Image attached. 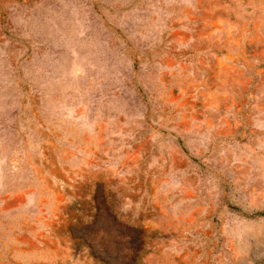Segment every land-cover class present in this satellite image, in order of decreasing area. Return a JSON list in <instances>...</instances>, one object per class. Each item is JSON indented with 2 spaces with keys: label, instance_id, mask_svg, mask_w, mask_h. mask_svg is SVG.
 <instances>
[{
  "label": "rangeland",
  "instance_id": "obj_1",
  "mask_svg": "<svg viewBox=\"0 0 264 264\" xmlns=\"http://www.w3.org/2000/svg\"><path fill=\"white\" fill-rule=\"evenodd\" d=\"M256 212L264 0H0V264H264Z\"/></svg>",
  "mask_w": 264,
  "mask_h": 264
},
{
  "label": "trees",
  "instance_id": "obj_2",
  "mask_svg": "<svg viewBox=\"0 0 264 264\" xmlns=\"http://www.w3.org/2000/svg\"><path fill=\"white\" fill-rule=\"evenodd\" d=\"M255 216H264L263 212H256ZM85 229H69L71 235L70 251L73 256L79 254L83 250H86V255L91 259L92 264H116L113 260L116 258L123 264H136V258L138 255L139 243L135 246L123 247L122 249H113L112 245H101L99 243L94 244V240L91 239V235L84 231ZM115 252V253H113ZM115 257H111V254ZM118 264H121L118 262Z\"/></svg>",
  "mask_w": 264,
  "mask_h": 264
}]
</instances>
